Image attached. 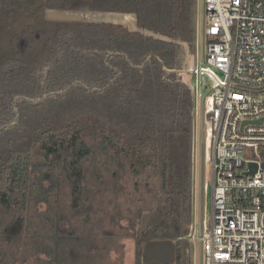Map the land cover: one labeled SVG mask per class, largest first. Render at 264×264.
I'll use <instances>...</instances> for the list:
<instances>
[{"label":"trees","instance_id":"1","mask_svg":"<svg viewBox=\"0 0 264 264\" xmlns=\"http://www.w3.org/2000/svg\"><path fill=\"white\" fill-rule=\"evenodd\" d=\"M195 2L0 0L2 21L16 19L29 9L31 15L46 8L129 12L135 15L138 27L162 35H140L121 26L108 29L107 23L84 24L77 33L72 29L57 31L44 42L42 52L50 55L54 47L58 52L51 58L48 55L39 69L27 60L30 55L19 44L24 34L9 36L10 55L0 61V216L8 221L5 225L0 219V260L4 258L1 240L21 236L28 196L51 208L50 197L59 185L68 188L71 214L80 211L84 221L77 227L62 228L61 222L68 216L57 205L52 217L43 212V225L49 226L42 225L39 233L33 234L34 249L40 255L35 257L37 264H94L98 260L92 249L111 240L113 232L103 228L101 220L97 229L91 226L92 190L84 168V162L93 157L92 146L86 141V131L91 130L98 134L103 148L114 152L117 170L113 171V187L118 189L119 177L127 171L135 176L148 172L143 190L150 199L143 196L133 209L129 207L134 223L143 211L151 213L146 229L134 233V264H143L142 245L150 239L173 240L172 264H184L189 245L184 237L192 220L190 150L181 180L170 181L168 174L171 138L182 134L190 141L192 137L193 101L190 90L163 66L178 65L182 21L186 16L194 26ZM111 45L121 54L107 53ZM147 55L149 60H145ZM44 66L46 74L40 85ZM44 94L50 98L36 104L25 99L12 103L18 95L33 98ZM74 108L86 116L63 119L62 114ZM16 112L19 119L15 123Z\"/></svg>","mask_w":264,"mask_h":264},{"label":"built area","instance_id":"2","mask_svg":"<svg viewBox=\"0 0 264 264\" xmlns=\"http://www.w3.org/2000/svg\"><path fill=\"white\" fill-rule=\"evenodd\" d=\"M202 6L206 51L190 75L208 122L210 215L190 238L200 264H264V0Z\"/></svg>","mask_w":264,"mask_h":264},{"label":"rangeland","instance_id":"3","mask_svg":"<svg viewBox=\"0 0 264 264\" xmlns=\"http://www.w3.org/2000/svg\"><path fill=\"white\" fill-rule=\"evenodd\" d=\"M195 6L196 9L193 19L195 25L194 32L192 31V27L186 16L182 21V36L179 40L181 46L180 64L175 69L183 67L188 68L191 60L194 64L195 61H202L205 56L207 38L203 32L204 16L202 15V0H196ZM49 10L50 9L46 8L41 14L31 15L32 10L29 9L19 15L16 19H12L8 22L0 20V61L10 55V51L7 50V41L9 36L13 34H17L18 36H21V34L25 35L29 42L27 53H29L30 58L27 60L34 62L37 69L42 67L48 61L47 56L49 54L44 55L42 52L44 42L49 38L54 37L57 31L64 32L69 29H81L82 24L107 23L108 29L110 27L113 30H118L119 26H121L127 31L136 32L140 35L147 34L156 37L162 36L150 30L148 31L147 29L138 27L135 15L129 12H93L83 10L80 11L83 15L81 21L70 22L47 18L45 14ZM112 49L113 48H110L111 53L114 52ZM51 51L52 52L48 56L49 58L55 55V53L58 52V49L54 47ZM196 53L197 57L195 56ZM44 68L45 66L42 68L43 70L41 69L43 76L40 85H42L46 74L44 73V71H46ZM175 69L170 73H173L181 82H185L189 88H191V75L188 73L179 74L175 72ZM202 80L205 82L207 81L206 78H203ZM47 97H49V94H45L40 100H37L39 99L37 98L32 101L31 98L26 99L18 95L13 99L12 103L15 105V102L19 99H25L30 103L41 102L45 101ZM37 114L39 118L43 117L41 113ZM83 115L86 116L83 110L74 108L69 112L63 113L62 117L65 120H72L73 118L81 119ZM18 119L19 115L16 112L13 120L16 123ZM192 119L193 130L190 141L182 134L171 138V169L168 174L170 181L176 182L178 179L181 180L184 172L183 170L185 169L187 151L190 150L192 159V184L190 190L192 220L188 225L189 231L184 237L189 242L184 264H200L199 243L197 240H191L190 237L193 234L198 235L201 228L205 229L207 227L210 215V186L209 184L206 186L205 182V176L208 173V163L205 160V133L208 127V122L203 118L202 103L199 99L197 100V103H194ZM65 120L59 122L61 123ZM86 141L92 146L93 151V157L84 162L88 186L92 190L89 191V201L91 204L90 216L92 220L91 226L97 229L98 221L101 220L103 228L110 229L113 232L111 240H108L105 244H98V249H92L97 251L98 254V260L94 264H134L136 251L134 233L140 227L141 216L150 211H143L140 217L137 218V222L134 223L131 218V211L129 212V207L133 209V205L137 204V199L142 198L143 196L146 197L147 200L150 199L151 196H148V192L143 190L148 172L135 176L132 172L127 171L124 175L119 177L120 184L117 189L116 186L113 187L114 182L112 181L114 177L113 171L117 170L113 150L110 148H103L100 144V137H98V134L94 131H86ZM39 159V157L36 158V160ZM41 169L43 171L45 170V168ZM57 180L60 181V178ZM155 181L158 183L159 180L157 177H155ZM45 182L47 183V180ZM136 187L137 189L135 190ZM68 194V188L59 185L56 193L50 197V205L52 209L49 204H46V202H39L36 204L34 203L33 197L28 196L30 200H28L26 208L23 210L24 221L20 227L21 236L18 239L16 237L13 241L1 240L4 258L0 260V264H37L35 257L39 254H37L34 249L36 245H34L35 241L33 234L39 233L38 231H40V227L45 223L43 220L44 213L51 217L55 214V205L58 206L61 213L68 216V219L61 222L62 228L82 225L84 217L79 215L80 211L71 214L68 209ZM138 205L142 204L138 203ZM1 218L5 225L8 224V221L4 219V216L1 215L0 219ZM2 225L0 224V228ZM48 226L49 224H45L44 227Z\"/></svg>","mask_w":264,"mask_h":264},{"label":"water","instance_id":"4","mask_svg":"<svg viewBox=\"0 0 264 264\" xmlns=\"http://www.w3.org/2000/svg\"><path fill=\"white\" fill-rule=\"evenodd\" d=\"M45 16L49 19L62 21H80L83 15L79 12H69L65 10H49ZM180 45V43H179ZM181 48V46H180ZM193 61L189 63L187 68L175 69V72L188 71L191 73ZM190 75V74H189ZM250 172L255 170V164L249 163ZM264 166V163L262 164ZM151 213L147 212L141 216L139 232H143L148 226ZM175 260V242L171 239H150L143 243L141 251V262L143 264H172Z\"/></svg>","mask_w":264,"mask_h":264},{"label":"flooded vegetation","instance_id":"5","mask_svg":"<svg viewBox=\"0 0 264 264\" xmlns=\"http://www.w3.org/2000/svg\"><path fill=\"white\" fill-rule=\"evenodd\" d=\"M50 10H54V9H50ZM66 11V10H65ZM80 11H83V10H78V11H69V12H79V13H81ZM90 11V10H89ZM93 12H97V11H93ZM98 12H100V11H98ZM102 12H104V11H102ZM107 12V11H106ZM83 17V16H82ZM136 18V17H135ZM83 19V18H82ZM81 19V20H82ZM80 20V21H81ZM58 21H60V20H58ZM65 21V20H64ZM70 22H75V21H70ZM77 22V21H76ZM136 24H137V22H136ZM84 24H82L81 25V28H82V26H83ZM190 25H191V27H192V31H193V27L195 28V25L193 26L191 23H190ZM138 26V25H137ZM143 29V28H142ZM69 30H71V29H69ZM73 30H75V32L77 33V30H79V29H72V31ZM68 31V30H67ZM60 32V31H59ZM64 32H66V31H64ZM64 32H60V33H64ZM114 32V31H113ZM57 34V33H56ZM141 35H144V34H141ZM147 35V34H146ZM36 37H37V35H36ZM54 37H55V35H54ZM158 37H161V36H158ZM51 38H53V37H51ZM19 44L21 45V46H25L26 47V51H27V49H28V46H29V42H28V40L26 39V37H25V35H24V39L23 38H21L20 40H19ZM43 47V46H42ZM111 48H113L112 49V51L114 50V52L115 53H118V54H121V52L120 51H116L115 50V48L113 47V45H111L110 46ZM55 48H57V47H55ZM81 48V46L79 47V49ZM43 49V48H42ZM107 53H109V54H112V53H114V52H112L111 53V50L110 49H108L107 51H106ZM149 58H150V55H147L146 56V58H145V60H149ZM179 64H180V55H179V58H178V65L177 66H175V67H173V68H168V67H165V66H163V69L167 72V73H170L173 69H175V68H177L178 66H179ZM184 68H187V67H184ZM188 70H189V67L187 68ZM177 73H179V74H181L180 72H177ZM182 73H188V71H184V72H182ZM171 74H173V73H171ZM188 74H190V73H188ZM176 79L179 81V82H181L180 81V79L178 78V77H176ZM181 83H183L189 90H190V94H191V98H192V101H193V107H194V103H195V97H194V93H193V89H191L192 88V86H191V88H189V86L185 83V82H181ZM42 96H45V94L44 95H42ZM42 96H36V97H33V98H31V97H25L26 99H30L31 98V100L33 101V99H37V98H39V99H37V100H40L41 98H42ZM32 103H34V104H36V103H38V102H32ZM192 114H193V112H192ZM151 218V217H150Z\"/></svg>","mask_w":264,"mask_h":264}]
</instances>
